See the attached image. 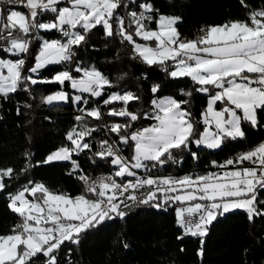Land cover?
<instances>
[{
    "label": "snow or ice",
    "instance_id": "6c2138e0",
    "mask_svg": "<svg viewBox=\"0 0 264 264\" xmlns=\"http://www.w3.org/2000/svg\"><path fill=\"white\" fill-rule=\"evenodd\" d=\"M65 3L68 6H61ZM241 3L249 7L244 0ZM0 4H20L28 9L25 15L20 11L9 9L5 12L0 8V42H6L0 45V50L13 56L28 54L30 46L26 37L39 29L57 30L66 38L63 42L45 40L35 56L34 65L27 68V73L36 74L47 66L71 62L75 56L73 47L86 42L88 33L100 26L106 36L119 35L122 41L132 44L133 51L148 66H160L172 79L187 77L199 86L196 92L208 95L207 107L200 121L204 128L199 133L192 113L183 107L189 101L171 96L157 97L151 101L154 111L151 114L145 113L144 117L155 121L151 126L128 133L131 124L112 125L110 131L117 134L121 144L131 143L134 153L129 161L107 141L102 142L104 150L95 155L101 159L112 158L111 163L117 168L115 177H136L133 169L149 170V163L146 162H151L152 167L163 166L168 161L176 162L174 150H190L192 144L198 148L219 149L228 139L245 138L244 123L250 124L252 128L261 124L259 116L264 112V8L252 11L246 21L210 26L204 30L202 37L189 41L182 39L177 30L179 17L163 14L155 17L154 13L158 10L150 2L0 0ZM130 4H136L140 11H129L126 23V17L121 15L120 10L128 9ZM43 13L54 14V21L41 22L38 17ZM154 19L158 30L149 27ZM134 36L145 42H154V46L138 44ZM25 65L26 60L23 58L15 61L0 59V95L6 97L29 82L32 85H65V82H69L72 89L91 97L102 96L105 86H111L99 70L94 67L84 69L78 63L73 71L82 73L80 78L65 70L51 80L35 79L27 75ZM4 69H7V75L3 74ZM159 91L160 85H152L154 96ZM182 95L190 97L192 93L182 92ZM139 99L131 92L123 95L114 93L104 103L122 101L125 107L118 111L111 109L108 115L129 117L130 121L135 122L140 116L130 112L127 105ZM70 100L76 104L88 103L82 95L70 96L64 91L45 98L49 105ZM218 104L222 107L218 108ZM86 115L97 120L102 117L98 108L87 111ZM76 119L82 120L83 117L78 116ZM92 131L95 129L86 126L81 131L73 128L67 134L71 146L59 148L47 156L44 163L69 161L73 153L79 154L90 149L84 137L91 135ZM192 156L196 158L197 154L192 153ZM244 161L250 162L253 167L225 171L222 174L209 173L195 179L189 176L160 179L148 177L120 184L112 176L101 177L87 188L96 199L86 195L71 197L67 193H54L40 183L25 187L9 197V208L20 217V223L13 227L11 234L0 235V264H34L32 258L38 254L47 258L46 264H58L56 253L65 241L79 243L82 232L96 228L114 216L123 218L126 213L120 210V205L125 200L150 204L158 199L157 192L165 197L162 201L165 204L169 200L180 204L207 202H196L192 206L177 209L178 225L184 229L185 234L192 236H205L207 225L218 215L234 209L246 211L250 220L254 216L264 215V209L258 207L264 205V200H258L259 192L264 191V143L239 155L236 161L229 159L226 165L243 164ZM72 163L74 168H79L76 161ZM12 172L10 168L0 170V191L6 188L3 178L10 177ZM79 179L87 184V176H80ZM145 186L150 190L143 198L130 193L125 199H120L130 189L135 192ZM173 192L183 194L169 195ZM26 193L33 199H27ZM150 206L158 208L161 205L155 203ZM186 216L193 219H186Z\"/></svg>",
    "mask_w": 264,
    "mask_h": 264
},
{
    "label": "trees",
    "instance_id": "16d2710c",
    "mask_svg": "<svg viewBox=\"0 0 264 264\" xmlns=\"http://www.w3.org/2000/svg\"><path fill=\"white\" fill-rule=\"evenodd\" d=\"M150 2L158 11L155 17H179L176 26L181 37H190L200 27L223 25L230 21H246L254 10L264 8V0H244L249 7H244L241 0H138ZM9 4H0L7 12ZM140 11L136 4H130L128 9H121V15L126 17L129 11ZM38 19L41 22L54 21V14L43 13ZM150 29L156 28L155 19L149 24ZM133 31V29H129ZM29 41L30 52L20 58L26 60L25 72L33 66L35 55L40 47L41 39L65 40L60 31L41 32L34 30ZM136 43L150 44L134 36ZM6 42H0V45ZM75 56L71 62L51 65L39 71L35 79L51 80L57 73L68 70L77 78L80 73L73 69L77 63L82 68H95L109 81L100 97L82 94L87 104L75 105L71 100L65 104L48 105L45 98L58 91H64L72 96L69 82L65 85L57 83H29L21 86L6 97L0 95V170L12 169L10 177H4L6 188L0 191V235L11 234L15 225L20 223V217L9 208L10 195L19 190L40 183L54 193H67L71 197L86 195L90 199L95 196L84 192L79 181L81 174L112 173L116 180L127 182L131 177H115L117 168L112 166L111 157L101 159L95 155V140L103 142L111 140L125 159L131 161L133 147L131 143L124 145L119 142L116 133L110 131L114 124L127 125L128 133L136 128L148 127L152 121L144 118L145 113L153 107L151 101L157 97L171 96L178 100H188L183 105L192 113L196 122L197 133L203 131L201 114L207 106L208 95L195 91L198 85L189 78L172 79L161 70L160 66H148L133 51V45L122 41L119 35L106 36L102 27L97 26L88 33L86 42L74 46ZM14 59L8 53L0 50V59ZM27 75L29 73L26 72ZM160 85V91L153 95L151 87ZM27 88V90H23ZM215 91V90H214ZM131 92L138 96L127 105L130 112L136 113L140 119L132 122L129 117L110 116L111 109L117 111L124 108L122 101L105 104L104 101L114 93L123 95ZM191 92L192 95H182ZM222 107V105H217ZM99 109L102 117L97 120L86 115L87 111ZM80 109H84L81 111ZM78 116L83 117L77 120ZM260 126L252 128L244 123L246 132L244 139L224 142L221 148L211 150L198 148L192 144L190 150H174L176 162L168 161L163 166H151L149 170H141L143 177L154 179L165 177L196 178L208 172L219 170L229 159L235 160L243 153L252 151L264 141V112L260 113ZM95 129L89 138L90 149L80 154H72V159L64 162L44 163L47 156L61 147H67L70 142L67 134L73 129L84 127ZM192 153L197 157L193 158ZM76 161L79 168L73 167ZM243 167H248L241 164ZM31 182V183H29ZM258 200H264V191H260ZM159 203L160 207L150 204ZM150 204L139 202L124 210L126 215L121 218L114 216L104 224L82 232L79 243L65 241L56 253L58 264H264V215L254 216L251 220L248 214L233 211L218 215L207 227L203 237L192 236L178 225V203H162L159 197ZM264 209V205H258ZM114 215V214H113ZM127 245V246H125ZM202 252V254H201ZM34 264H46L47 258L38 254L32 258Z\"/></svg>",
    "mask_w": 264,
    "mask_h": 264
},
{
    "label": "built area",
    "instance_id": "2783aa9c",
    "mask_svg": "<svg viewBox=\"0 0 264 264\" xmlns=\"http://www.w3.org/2000/svg\"><path fill=\"white\" fill-rule=\"evenodd\" d=\"M17 5H18V7H19L20 9H22V10H26V9H27V8L24 7L23 5H20V4H17ZM208 28H209V27L202 26V27H200L197 31H195V33H194L192 36H190V37H181V38H182V39H185V40H189V41L197 40V39H199L200 37H202V36L205 34V31H204V30H207ZM0 118H1V117H0ZM138 129H140V128H136L134 131H136V130H138ZM134 131H133V132H134ZM84 138L87 139L88 136H86V137H84ZM105 141H107L108 144L111 145L114 149H117L116 145H115L111 140L106 139ZM103 142H104V141H103ZM105 147H106V146H105ZM95 148H96V153H98V152L104 150L103 147H102V142H98V141H96V140H95ZM119 154H120V153H119ZM120 155H121V154H120ZM245 164H246V166H248V167H253V165H252L250 162H248V161H245ZM80 176H87V177H88L87 184H86L83 180L79 179L80 183L82 184V187H83L84 192L87 193V194H91L90 192L87 191L88 185L92 184L94 181H98L99 178H101V177H107V176H112L113 179H115L112 173H101V174H93V173L85 174V173H84V174H81ZM80 176H79V177H80ZM115 180H116V179H115ZM116 181H117V183H120V184H124V183H126V182L123 183V182H121V181H119V180H116ZM131 181L135 182V180H131ZM127 182H128V181H127ZM149 190H150V189L148 188V186H145V187H143V188H140V189H138V190L135 191V192H133V190L130 189L129 192H125V193L123 194V196L120 197V199H121V200L125 199V197H127L130 193L137 195L138 198H143L145 195H147V193H148ZM91 195H92V194H91ZM169 195H170V193H169ZM162 196H163V195H162ZM163 198H165V197L163 196ZM163 200H164V199H163ZM117 203H119V200L117 201ZM136 203H138V201H137V202H133V201H131V200H125V203L120 205V210H121V211H124V210L130 208L131 206H133V205L136 204ZM126 205H127V206H126ZM186 219H193V217H187V216H186ZM181 229L184 231L183 228H181Z\"/></svg>",
    "mask_w": 264,
    "mask_h": 264
},
{
    "label": "crops",
    "instance_id": "0c3cea01",
    "mask_svg": "<svg viewBox=\"0 0 264 264\" xmlns=\"http://www.w3.org/2000/svg\"><path fill=\"white\" fill-rule=\"evenodd\" d=\"M61 6H68L66 3L65 4H62ZM8 8H7V11L9 10V9H12V10H16V11H20V12H22V13H24L25 15H27L28 14V9L27 10H22V9H20L19 7H18V5L16 4V5H8L7 6ZM51 22V21H50ZM178 23H179V21H178ZM178 23H177V25H178ZM176 25V26H177ZM154 30H158L157 29V25H156V28L154 29ZM39 31H41V32H49V31H47V30H43V29H39ZM51 31H57V30H51ZM66 39V38H65ZM45 41V39H41V43H43ZM51 41V40H50ZM7 53V52H6ZM11 57H14V59H11V60H13V61H15V60H17V59H20V57L23 55V54H20L19 56H13L11 53H8ZM169 63H171V62H169ZM84 69H91V68H84ZM29 75L30 76H32V77H36L37 76V74L36 75H33L32 73H29ZM82 76V73H80V76L78 77V78H80ZM106 87V86H105ZM83 94H85V93H83ZM203 95H206V94H204V93H202ZM95 98H97V97H95ZM209 99V98H208ZM208 99H207V103H208ZM67 103V102H66ZM48 104V103H47ZM54 104H58V103H56V102H54L53 104H51V105H54ZM60 104H65V103H60ZM49 105V104H48ZM152 107H153V105H152ZM207 107V106H206ZM206 109V108H205ZM153 111H154V109H152L150 112H148L149 114H151V113H153ZM148 120H150V121H152V123L149 125V126H151L152 124H154L155 123V121L154 120H152V119H148ZM204 126V125H203ZM214 130V129H213ZM262 143H264V141L262 142ZM259 146V145H258ZM199 148H201V147H199ZM204 148V147H203ZM211 150H213V149H211ZM214 150H217V149H214ZM254 150V149H253ZM237 159H235V160H233V161H236ZM53 162H62V161H53ZM64 162V161H63ZM147 163V162H146ZM226 165V164H225ZM112 166H114L113 164H112ZM114 167H116V166H114ZM242 168H244L241 164H238V163H234V165H226L225 167H223V168H220L219 170H216V171H214V172H208V173H206V174H209V173H216V174H222L223 172H225V171H233V170H240V169H242ZM141 170H143V169H141ZM141 170H135V169H133V171H135L136 172V177H131V178H133V180H136L137 178H140V179H144V178H148V177H143V176H141L140 174H139V172L141 171ZM206 174H204V175H206ZM185 177V176H184ZM190 177V176H189ZM165 178H168V177H165ZM173 178V177H172ZM178 178H183V177H178ZM158 179H160V178H158ZM193 179H195V178H193ZM178 194H183L182 192H173V193H170V195H178ZM157 197H159V199H160V201H163V196H162V194L161 193H159V192H157ZM169 201H171V200H169ZM172 203H178L180 206H179V208H182V207H188V206H192V204H194V203H196V202H200V203H207L206 201H204V202H202V201H193V202H187V203H185V204H180L179 202H173V201H171ZM163 203V202H162ZM233 211H241V212H245V213H247L246 211H244L243 209H234V210H232V211H230V212H233ZM229 213V212H228ZM224 214H227V213H224ZM223 214V215H224ZM210 225V224H209ZM209 225H207L206 226V228L209 226Z\"/></svg>",
    "mask_w": 264,
    "mask_h": 264
},
{
    "label": "rangeland",
    "instance_id": "374dc122",
    "mask_svg": "<svg viewBox=\"0 0 264 264\" xmlns=\"http://www.w3.org/2000/svg\"><path fill=\"white\" fill-rule=\"evenodd\" d=\"M0 8H2L1 6H0ZM27 10V9H26ZM51 22H53V21H51ZM138 43V42H137ZM138 44H141V43H138ZM42 45V43L40 44V46ZM39 49H40V47H39ZM39 49H38V51H39ZM38 51H37V53H36V55L38 54ZM35 55V56H36ZM4 60H11L10 58H6V59H4ZM51 66V65H50ZM48 67V66H47ZM42 70V69H41ZM39 73V72H38ZM38 73H36L37 75H38ZM3 74L4 75H7V69H4L3 70ZM33 74V73H32ZM36 74H33V75H36ZM58 84V83H57ZM71 91H72V96H75V95H82L81 93H79L78 91H76V90H74V89H72L71 88ZM10 94H12V93H10ZM56 103H58V104H60V103H66V102H56ZM74 103V102H73ZM75 105H78V104H76V103H74ZM77 131H81L82 129H76ZM87 139H91V138H89V136H88V138ZM84 141L85 142H87V143H90V140H86L85 138H84ZM70 142V141H69ZM95 142V141H94ZM71 146V142H70V144L67 146V147H70ZM83 152V151H82ZM82 152H80V153H82ZM79 153V154H80ZM73 154H76V153H73ZM63 162V161H62ZM73 167H74V165H73ZM27 187H32V186H27ZM24 189V188H23ZM23 189H21V190H23ZM20 191V190H19ZM15 195V194H14ZM26 195V198L27 199H29V200H32L33 198L28 194V193H26L25 194Z\"/></svg>",
    "mask_w": 264,
    "mask_h": 264
}]
</instances>
